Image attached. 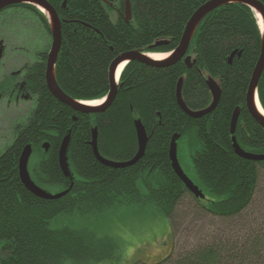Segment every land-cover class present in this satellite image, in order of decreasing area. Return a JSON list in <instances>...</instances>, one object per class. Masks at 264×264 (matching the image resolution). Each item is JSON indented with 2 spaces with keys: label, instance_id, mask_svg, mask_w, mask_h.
<instances>
[{
  "label": "trees",
  "instance_id": "1",
  "mask_svg": "<svg viewBox=\"0 0 264 264\" xmlns=\"http://www.w3.org/2000/svg\"><path fill=\"white\" fill-rule=\"evenodd\" d=\"M206 1L131 0L133 19L127 22L120 17L113 20L108 12L111 6L102 0H49L63 30L55 68L58 85L73 99L103 98L110 90V67L119 54L176 49L186 24ZM120 6L125 9L124 0ZM16 7L39 13L47 34H52L40 10L22 3L9 8ZM33 23L25 29H34L29 26ZM193 35L187 55L196 61L190 68L184 59L160 67L132 61L123 70L113 105L97 114L74 111L44 85L45 98L33 110L36 122L16 127L19 135L0 154V264H95L113 258L118 248L115 241L109 246L104 244L106 239L83 228L50 227L61 214L97 216L123 206L153 205L170 219L176 233L177 208L191 193L171 166L170 143L175 134L181 139L194 134L201 144L193 154V166L199 176L195 182L206 199L193 197L202 209L215 218L231 220L251 208L264 160L239 156L230 129L235 108L241 106L235 136L247 151L264 153V127L246 109L249 84L263 47L259 21L248 5L233 2L212 10ZM163 40L168 43L149 47ZM182 76V97L194 111L212 101L208 77L219 82L221 100L212 113L194 119L181 109L177 85ZM261 76L258 97L264 108V71ZM75 113L79 120L68 148L75 174L72 188L57 200L33 195L18 172L23 147L32 144L39 157L30 169L34 182L68 189L72 182L61 171L58 156ZM136 119H142L149 135L142 159L121 169L104 165L91 146L93 128L98 127L102 156L127 161L139 148ZM44 140L50 142L47 152L42 148ZM134 264H264V233L261 229L244 233L229 245L201 240L157 262Z\"/></svg>",
  "mask_w": 264,
  "mask_h": 264
},
{
  "label": "rangeland",
  "instance_id": "2",
  "mask_svg": "<svg viewBox=\"0 0 264 264\" xmlns=\"http://www.w3.org/2000/svg\"><path fill=\"white\" fill-rule=\"evenodd\" d=\"M110 17L113 20L117 19L115 13L110 14ZM29 23L33 22L27 20L26 24ZM29 26L34 27L28 31L33 36L34 32H37L36 37L49 36L37 21ZM32 35L28 34L27 37L30 38ZM11 139V126L0 119V142L6 145L11 142ZM179 145L181 165L186 174L198 183L199 176L193 166V154L201 144L197 142V137L193 134ZM32 164H34L33 159H30V166ZM259 185V191L255 194L251 208L243 212L242 216L231 220L213 217L211 213L201 208V204H198L192 194H188L182 204H179L173 219L176 232L174 234L170 219L155 211L153 205L145 208L139 205L123 206L107 210L97 216L61 214L51 221L50 227L54 229L65 226L75 229L83 228L98 238L106 239L104 244L109 246L112 243L114 245L115 241L118 248L113 258L95 264H134L137 261L153 263L167 257L173 250L179 252L188 249L201 240L221 241V244L229 245L236 237L244 233L260 229L264 233V170L261 171ZM44 189L57 194L61 186L46 185ZM69 263L74 264L72 261Z\"/></svg>",
  "mask_w": 264,
  "mask_h": 264
},
{
  "label": "water",
  "instance_id": "3",
  "mask_svg": "<svg viewBox=\"0 0 264 264\" xmlns=\"http://www.w3.org/2000/svg\"><path fill=\"white\" fill-rule=\"evenodd\" d=\"M32 3L36 6H40L43 9H46L48 12H50L51 19L53 20L52 23V47L50 49V54L48 58V67L46 71L47 75V85L49 87V90L51 94H53L60 102L65 103L69 106H72L74 109L81 111L83 113H97L100 111H105L113 105L112 103L115 101L117 95H118V84L119 82L117 81V69L122 63H129L131 61H140L141 63L147 64V65H152L156 67L160 66H169L173 63H176L178 61H181L185 57V62L188 67H191L193 63H195L196 60H192V57L190 56H185L188 49L189 45L191 42V38L193 36V33L195 32L196 28L199 26V23L202 21L204 17H206L212 10L222 7L225 4H231L233 2H238L242 4H247L250 6L254 11L259 10L260 13L262 14L263 21H264V4L260 0H209L206 1V3L202 4L192 15L191 19L188 21L186 24L185 30L182 34L181 41L179 45L177 46V49L172 53L170 56V59L168 60H160L156 61L155 59H152L148 57L149 53H146L141 50H128L127 52H123L119 54L114 60L113 63L110 67V78H109V83H110V90L107 93V96L103 100L102 104L96 105V106H91V105H84L83 101H78L76 99H72L71 96L67 95L64 90L58 85L56 81V77L54 74L55 71V66H56V61L58 59V56L60 54V49L62 45V30H61V19L59 20L58 14L56 9L52 7V5L49 3L47 0H0V10L4 9L6 6L10 5H16V3ZM126 13H127V18L126 20L129 22L132 19L131 16V5L129 3V0L126 1ZM263 34V32H262ZM262 41L264 42V34L262 35ZM168 42L163 40L156 42L154 44L149 45L150 48H155L159 47L160 45H165ZM261 56L258 60L257 67L255 68L253 72V77L250 81L249 85V91L247 95V104L246 107L249 110L251 116L253 119H255L259 125H262L264 127V113L259 111V108L256 105V100L259 103V98L256 96L257 93V86L259 84V81L261 79V75L264 71V45L263 49L261 51ZM232 60V59H231ZM125 65V66H126ZM183 77L180 78V81L177 86V101L179 102V105L181 109L189 114L192 118H198L205 116L207 113H211L214 111L216 106L218 105L219 101L221 100L220 97L222 95V88H220V84L218 81L214 80L213 78H208V87L211 90L212 93V103L205 107V109L201 110H191L185 103V101L182 99L181 95V87L183 84ZM259 106L261 107L260 103ZM263 109V108H262ZM240 114V109L239 107L236 108L233 117H232V128L231 131L234 134L236 125L238 123V118ZM136 125V133L138 136V147L139 150L136 153V155L132 158V160L127 161V162H116L114 160H109L104 158L100 152L99 148H97V128L93 131V141L91 142V145L94 149L95 156L98 160H100L104 165L108 167H115V168H121V167H127L132 164H135L138 162L140 159H142V156L144 155L146 148H147V143L149 140V136L147 135V131L145 126L142 124L141 120H136L135 121ZM71 133L67 134L64 138V141L62 143V146L60 148V154H59V161L61 165V170L64 172L66 177H70L71 179L73 178L72 171L69 166V161L67 160V147L71 141L70 139ZM179 135H174L172 141H171V148H170V159H171V164L172 167H174L175 172L177 175L181 178L183 181L184 185L186 188H188L196 197H204L203 191L198 187L194 181L186 175L184 172L183 167L180 165L179 157L177 156V139ZM233 142H234V149L235 152L240 156H242L245 159H253V160H264V155L262 154H254V153H249L246 152L240 145L239 142H237L236 137H233ZM45 149L47 150L49 147L48 143L44 144ZM33 151L31 148V145L28 144L26 145L23 150L22 154L19 158V174L20 178L22 181V184H25V186L28 188V190L33 193L34 195H37L40 198L43 199H51V200H57V198H61L68 194V191L70 188H68L65 191L62 192H57V194H52L48 192L47 190L43 189L41 186L38 184L34 183V181L31 178V174L29 173V160L32 155ZM73 185V184H72Z\"/></svg>",
  "mask_w": 264,
  "mask_h": 264
},
{
  "label": "flooded vegetation",
  "instance_id": "4",
  "mask_svg": "<svg viewBox=\"0 0 264 264\" xmlns=\"http://www.w3.org/2000/svg\"><path fill=\"white\" fill-rule=\"evenodd\" d=\"M102 2L111 6L109 15L115 13L117 18L124 20L128 17L126 6L122 10L120 0ZM124 3L126 4V0ZM32 16L37 18V22L44 29V22L35 10L8 7L0 15V119L11 126L12 132L10 143L3 145L0 142V154L19 135L14 130L16 127L30 126L36 122L33 110L41 106L45 98L42 94L46 85L52 34L43 38L36 37L37 32H34V36L29 33L32 37H27L26 21L33 19L36 22ZM35 81L38 83L35 84Z\"/></svg>",
  "mask_w": 264,
  "mask_h": 264
},
{
  "label": "bare ground",
  "instance_id": "5",
  "mask_svg": "<svg viewBox=\"0 0 264 264\" xmlns=\"http://www.w3.org/2000/svg\"><path fill=\"white\" fill-rule=\"evenodd\" d=\"M40 9H42L43 10V12H44V14L47 16V18H48V20H50V22L51 23H53V20L51 19V15H50V12H48L46 9H43L42 7H40ZM255 11H257L256 13H257V17H258V21H259V25H260V27H261V30H262V32L264 33V21H263V17H262V14L260 13V11L259 10H256L255 9ZM58 14V13H57ZM143 16V15H142ZM59 17V16H58ZM60 20V19H59ZM52 35H53V33H52ZM193 38V37H192ZM192 38H191V41H192ZM191 43V42H190ZM263 43V45H264V42H262ZM190 46V45H189ZM156 48V47H155ZM177 49V48H176ZM176 49H174V50H172V51H170V52H168V53H162V52H160V53H149L148 54V57H150V58H152V59H155L156 61H160V60H168V59H170V56L172 55V53L176 50ZM189 49H190V47H189ZM189 49H188V51H189ZM262 49H263V47H262ZM188 51H187V53H188ZM187 53H186V55L185 56H189V55H187ZM233 57H234V54H233V56L231 57V59H233ZM184 60H185V57L183 58ZM230 59V60H231ZM182 61V60H181ZM138 62V61H137ZM179 62V61H178ZM186 63V62H185ZM126 65V63H122L119 67H118V69H117V78H119V76H120V74H121V72H122V69L124 68V66ZM109 72H110V70H109ZM214 79V78H213ZM250 85V84H249ZM250 88V87H249ZM248 91H249V89H248ZM247 95H248V93H247ZM256 96H258V94L256 93ZM72 98V97H71ZM73 99V98H72ZM75 99V98H74ZM73 99V100H74ZM248 99V98H247ZM77 100V99H76ZM102 102H103V100L102 99H96V100H85L84 102H83V104L84 105H91V106H96V105H100V104H102ZM64 104V103H63ZM247 104V103H246ZM256 105H257V107L259 108V111H261L262 113H264V110L259 106V103L257 102V100H256ZM69 106V105H68ZM72 107V106H71ZM73 108V107H72ZM253 118V117H252ZM239 123V122H238ZM238 123H237V125H236V128H235V131H236V129H237V126H238ZM235 134H236V132L233 134L234 136H235ZM236 137V136H235ZM263 155H264V153H262ZM261 154V155H262Z\"/></svg>",
  "mask_w": 264,
  "mask_h": 264
}]
</instances>
